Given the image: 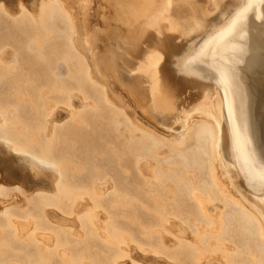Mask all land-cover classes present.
<instances>
[{"label": "bare ground", "instance_id": "obj_1", "mask_svg": "<svg viewBox=\"0 0 264 264\" xmlns=\"http://www.w3.org/2000/svg\"><path fill=\"white\" fill-rule=\"evenodd\" d=\"M263 18L264 0H0V144L51 174L30 186L0 155V264H264L245 31Z\"/></svg>", "mask_w": 264, "mask_h": 264}, {"label": "rangeland", "instance_id": "obj_2", "mask_svg": "<svg viewBox=\"0 0 264 264\" xmlns=\"http://www.w3.org/2000/svg\"><path fill=\"white\" fill-rule=\"evenodd\" d=\"M7 5L11 8L16 7L18 0H4ZM27 1V3L29 4V6H33L34 3L36 2V0H25ZM245 31H248V33L251 35L250 40H252L251 44H248V59L246 60V64L247 66L250 67H254V68H258L261 64H264V18L262 21V24H258V25H251L248 29H246ZM101 66L104 69V75H106V78L108 80V87L110 90L113 91L114 95L120 100L123 101V103L125 105H129V103H131V108L134 111V114L136 115V117L139 118H147V121L152 124V125H162L159 122H157L154 118H152V115L148 112L147 107L143 104V103H136V102H129V96L127 95V93L123 92L122 90L118 89L119 87L115 86L113 84V69L114 66L112 63L110 64H105V63H101ZM244 71V69L242 70V72ZM169 128H172V126L170 125ZM0 155H5L8 156V159L11 161V163L14 165V168H16L17 171H19V173L22 175L23 179L25 180V182L32 186L35 184L38 185H45L48 186L51 184V177H50V173L48 172H44L46 173L44 176L46 178H43V176L39 177H35L31 171L24 167L22 164H20L16 157L10 152V150L0 144ZM43 178V179H42Z\"/></svg>", "mask_w": 264, "mask_h": 264}]
</instances>
